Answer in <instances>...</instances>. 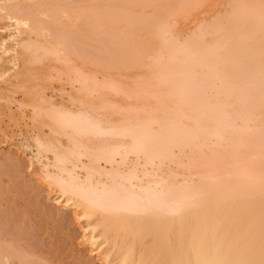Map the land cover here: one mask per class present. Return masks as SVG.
<instances>
[{"label":"bare ground","instance_id":"bare-ground-1","mask_svg":"<svg viewBox=\"0 0 264 264\" xmlns=\"http://www.w3.org/2000/svg\"><path fill=\"white\" fill-rule=\"evenodd\" d=\"M12 105L98 264H264V0H0L5 139Z\"/></svg>","mask_w":264,"mask_h":264},{"label":"rangeland","instance_id":"rangeland-1","mask_svg":"<svg viewBox=\"0 0 264 264\" xmlns=\"http://www.w3.org/2000/svg\"><path fill=\"white\" fill-rule=\"evenodd\" d=\"M55 88L56 90L53 91V93L51 90H48V95H52L54 97L55 95L53 94H56L58 98L54 97L53 100L62 102L66 99V96L58 91L57 86ZM58 92L61 94V96L60 94L58 95ZM62 95L64 99L61 98ZM16 98L21 99L20 95L19 98L16 95ZM14 107V105L11 107V112L14 109V111H16L15 113L13 111L14 116L19 114V112L21 115V117H19V115L15 116V119L19 121L17 123L21 125L20 129L13 128V124L11 125L12 121H9L8 124L11 126L8 128L10 129L6 127V129L3 128V131H5L6 134L8 133L9 136L13 135V137L5 139V136L3 137L2 133H0V238L4 239V241L0 239V242H7V239H10V241L13 239V243H16L17 245L18 242L22 240L18 246L20 248L22 247V250L25 249L23 251H26V253L29 254L33 253L34 255H30L35 257V260L38 258L40 259H38L39 261L42 259H44V261L46 260L45 262L47 264H86L87 262V264H98L95 258L90 256L87 249L81 247L79 244L80 237L82 235L80 234L81 232L78 228V225L71 221L70 226H67V229L65 228V230L59 225V220L56 216L66 215L67 218L71 219L72 216L69 217L71 212L67 210L60 211V206L54 205V200L57 198V196H47L45 189L42 186L40 188V185L34 181V178H32L34 175L32 173L33 170L31 168V162H33V167L36 164V157L34 158L36 151L32 141V136L34 134L31 133L33 130L30 132L32 128L29 130V128L32 127L31 123L25 121H29V118L27 119V117H29V113H31V108L25 107L19 111L18 108ZM4 112L5 111L2 113L0 111V113H2L0 114V118H2V121L0 119L1 127L7 123V118H5L7 113L5 112L6 114H4ZM22 114H24L23 118ZM17 116L19 118H17ZM15 119L13 123L15 122ZM3 121L5 122L4 125ZM24 122L27 124H24ZM47 209L48 211L51 209V213H49L50 215L48 214ZM53 214L54 216L52 217L51 215ZM45 215H47V217H45ZM48 217H50V219ZM56 220H58V222ZM7 223L10 226L12 224V226H7L8 228L5 229V224ZM10 228L11 231L13 230L12 233ZM5 230L9 231L10 233H7L6 231V234H3ZM61 231H63V233ZM14 233H16V237ZM17 233L19 235H17ZM17 236L19 237L17 238ZM55 236L57 237L55 238ZM58 237L59 239L61 238L60 240L62 242H59ZM70 238L72 239L69 240ZM55 240L56 243L54 242ZM66 243L69 245L67 246ZM22 244L31 251L29 250L28 252L25 247L21 246ZM56 249L59 250L57 251ZM34 252H37L36 255ZM86 258L88 261L85 262L84 260ZM44 261L42 262L45 263Z\"/></svg>","mask_w":264,"mask_h":264}]
</instances>
